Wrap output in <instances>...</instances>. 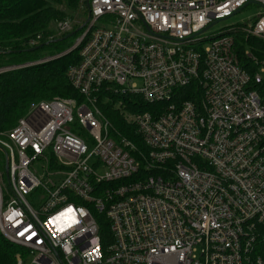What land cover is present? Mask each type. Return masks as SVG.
Instances as JSON below:
<instances>
[{
    "label": "built area",
    "instance_id": "2783aa9c",
    "mask_svg": "<svg viewBox=\"0 0 264 264\" xmlns=\"http://www.w3.org/2000/svg\"><path fill=\"white\" fill-rule=\"evenodd\" d=\"M240 35L264 43V0H90L66 51L82 100L32 102L0 133L16 264H264V58ZM109 93L154 104L114 106L141 145L105 114Z\"/></svg>",
    "mask_w": 264,
    "mask_h": 264
},
{
    "label": "trees",
    "instance_id": "16d2710c",
    "mask_svg": "<svg viewBox=\"0 0 264 264\" xmlns=\"http://www.w3.org/2000/svg\"><path fill=\"white\" fill-rule=\"evenodd\" d=\"M86 1L0 0V68L41 60L0 73V133L13 128L28 112L32 102L58 97L82 100L68 78L70 66L80 61L79 50L66 52L82 30L69 37L70 32L58 35L56 24L68 20L72 24L71 31L80 27L85 22L82 21V12L88 14ZM38 36L37 44L32 46L31 41ZM245 42L262 49L264 58L261 40L240 35L236 39L238 49H243ZM37 46L40 47L35 48ZM258 89L264 93V82ZM109 96L108 102H100L105 114L116 129L141 145L134 127L126 123L114 106L122 102L133 111H141L151 109L154 104H145L140 97L131 94L109 93ZM22 251L0 233V264H16L17 255Z\"/></svg>",
    "mask_w": 264,
    "mask_h": 264
},
{
    "label": "rangeland",
    "instance_id": "374dc122",
    "mask_svg": "<svg viewBox=\"0 0 264 264\" xmlns=\"http://www.w3.org/2000/svg\"><path fill=\"white\" fill-rule=\"evenodd\" d=\"M257 12H258L257 5L251 4V5L247 6V7H245L244 9H242L240 12H238L236 15H234L232 18L228 19L227 21H225V22H223L221 24L215 25L214 27L211 28V30L213 31V29L215 28V31L218 32L220 30V28L223 27L226 24L227 25H232L233 23L246 22L249 19H251L255 15V13H257ZM81 16L83 18L82 21L84 22V21H86V19L88 17V14L83 11ZM78 18H79V20L81 19L80 16H78ZM83 22H81V23H83ZM38 61H41V60H38ZM32 62H37V60L36 61H31V62H28V63H32ZM28 63H25V64H28ZM11 70H13V69H11ZM5 165H6L5 153L3 151H0V177L3 180V183L5 185H7L8 184V179H7V176H6Z\"/></svg>",
    "mask_w": 264,
    "mask_h": 264
},
{
    "label": "water",
    "instance_id": "95a60500",
    "mask_svg": "<svg viewBox=\"0 0 264 264\" xmlns=\"http://www.w3.org/2000/svg\"><path fill=\"white\" fill-rule=\"evenodd\" d=\"M86 7H87V9H88V17H87L86 21H85L80 27H78L77 29L71 31V32L67 35V37H69V36H73L74 34H76L77 32H79L80 30H82V29L86 26V24L88 23V21H89V17H90V0H87V1H86ZM238 12H240V11H238ZM212 26H213V24L210 25V26H208L205 30H208V29L211 28ZM40 46H42V45H40ZM40 46H37V47H35V48H39ZM5 154H6V153H5ZM6 173H7V177H8V164H6Z\"/></svg>",
    "mask_w": 264,
    "mask_h": 264
}]
</instances>
